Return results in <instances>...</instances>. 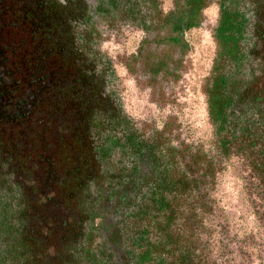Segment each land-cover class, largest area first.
I'll return each mask as SVG.
<instances>
[{"label":"flooded vegetation","instance_id":"1","mask_svg":"<svg viewBox=\"0 0 264 264\" xmlns=\"http://www.w3.org/2000/svg\"><path fill=\"white\" fill-rule=\"evenodd\" d=\"M151 4L0 0V264H62L98 235L117 244L147 172L126 69L105 44L140 32L122 19Z\"/></svg>","mask_w":264,"mask_h":264},{"label":"trees","instance_id":"2","mask_svg":"<svg viewBox=\"0 0 264 264\" xmlns=\"http://www.w3.org/2000/svg\"><path fill=\"white\" fill-rule=\"evenodd\" d=\"M151 2L139 23L123 17V28L143 34L136 51L117 60L150 103L174 107L175 90L193 69L186 34L208 32L214 53L200 92L209 147L183 138L176 114L161 126L139 121L147 180L124 205L117 244L98 235L62 264H216L207 220L219 174L240 161L264 199V0H220L219 8L218 0ZM228 253L220 251L224 264Z\"/></svg>","mask_w":264,"mask_h":264},{"label":"rangeland","instance_id":"3","mask_svg":"<svg viewBox=\"0 0 264 264\" xmlns=\"http://www.w3.org/2000/svg\"><path fill=\"white\" fill-rule=\"evenodd\" d=\"M140 38V32L125 31L107 42L105 47L116 58L130 55L138 48ZM186 40L192 46L193 69L176 88L177 105L174 107L159 108L150 103L147 92L139 90L123 68L118 67V73L125 86L129 112L136 119L161 126L170 114H176L181 124V136L209 147L211 130L200 84L213 56L214 43L211 35L201 29L187 32ZM246 175L247 169L240 161L233 160L218 176L212 194L214 211L207 220L209 231L212 232L211 256L216 264H224L223 259H220L222 249L229 252L227 264H264V223L259 219L264 210V199Z\"/></svg>","mask_w":264,"mask_h":264}]
</instances>
